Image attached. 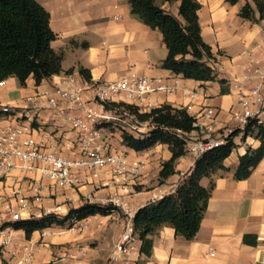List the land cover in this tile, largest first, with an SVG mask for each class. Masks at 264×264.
<instances>
[{
  "label": "crops",
  "instance_id": "1",
  "mask_svg": "<svg viewBox=\"0 0 264 264\" xmlns=\"http://www.w3.org/2000/svg\"><path fill=\"white\" fill-rule=\"evenodd\" d=\"M36 1L49 14V27L56 35L51 48L62 56V71L39 85H35L31 77L22 87L15 78H8L0 83V106L21 104L23 98L46 90L51 83L67 75V71L83 81L86 79L79 73L83 69L89 74L88 81L95 83L115 82L130 72L158 78L166 84L177 82L180 89L203 88L206 97L194 105L182 96L180 89L172 95H152L148 102L152 108L164 104L184 107L189 114L197 112L201 105L212 106L219 124L228 126L231 125L229 112L236 108L233 83L246 72L248 62L264 60V21L250 22L239 17L245 0L235 5L224 0H197L201 5L198 11L201 36L213 55V60L208 63L217 76L213 82L185 80L163 69L161 65L167 49L161 34L130 14L128 0ZM178 5V2L160 4L162 9L174 15H177ZM217 80L226 83L221 86ZM223 88L225 93L221 92ZM9 123L7 116L0 115V129ZM51 123L49 110L42 111L39 124L45 130L35 132L38 139L54 131ZM60 133L65 139L74 137L67 127ZM234 144L235 148L223 162L227 171H217L211 178L200 180L203 188H209L212 183L213 189L199 230L190 241L176 236L171 227L162 226L147 237L151 241L149 256L140 253L142 243L137 238L135 252L121 262H112L110 254L123 227V218L116 213L86 218L83 220L86 230L81 234L51 227L45 229L46 235L41 236L43 230L35 231L30 239L25 238L22 230H14L11 238L18 245H29L36 251L34 264H264V157L247 179L236 181L233 175L238 157L249 148L256 149L260 143L254 137L242 139L238 135ZM121 149L146 162L139 182L141 192L129 198L135 211L149 203L154 192L173 193L181 181V173H188L194 166L188 157L177 159L176 174L159 184L161 164L171 157L166 145H156L144 152H134L125 146ZM26 181L20 170H13L7 178L0 180V196L7 197L15 189L22 190L24 196L34 194L27 190ZM90 190L86 187L77 194L68 192L73 200L71 207H80L79 197ZM106 192L108 190L104 189L96 195ZM42 202L50 203L47 199ZM2 209L0 204V212ZM245 235L249 236L250 242L256 237L257 245L245 242ZM11 249L7 248L8 251ZM3 263L11 264L8 252L0 254V264Z\"/></svg>",
  "mask_w": 264,
  "mask_h": 264
},
{
  "label": "built area",
  "instance_id": "2",
  "mask_svg": "<svg viewBox=\"0 0 264 264\" xmlns=\"http://www.w3.org/2000/svg\"><path fill=\"white\" fill-rule=\"evenodd\" d=\"M245 69L246 72L233 83L236 108L229 112L231 125L221 126L212 106L201 105L194 114H189L183 107L193 117L195 130L190 133L177 130V134L185 142L183 157L190 158L193 164L213 148L231 139L234 141L233 132L238 131L242 136L249 127L264 126V60H251ZM179 89L177 82L166 84L161 79L130 72L118 81L103 83L79 81L75 75L67 74L46 90L23 98L17 106H0V112L10 122L0 129V180L7 178L13 170H20L27 180V190L34 192L24 196L22 190L15 189L7 197L0 196L3 206L0 254L8 252L11 264H34L36 251L29 245H18L11 238L14 229L5 224L48 216L64 219L71 209H76L71 207L73 200L68 192L77 194L86 187L91 190L79 197L81 206L112 207L111 213L123 216L122 232L110 260L121 262L135 252L138 236L133 219L136 211L129 198L141 192L136 188H140L146 162L126 151L114 149L107 130L109 125H115L114 121L120 115L131 120L130 124L123 121L125 125L120 126L121 131L132 135L136 132L134 137L143 138L153 125L150 121L139 122L128 107L137 109L140 114L149 112L157 108H152L148 102L150 96L172 95ZM180 90L192 105L206 97L203 88ZM146 108L149 110L145 111ZM46 109L50 112L51 130L54 131L38 139L35 132L45 130L39 124L40 113ZM65 127L74 133L72 139H65L60 133ZM185 174L181 173V180ZM104 189L108 192L96 195ZM43 191L46 194H42ZM166 195L169 194L154 192L150 202ZM44 199L50 203L43 204ZM83 220L71 217L62 226L52 224L45 229L59 227L63 231L81 233L86 229ZM45 229L41 236L47 234ZM8 247L12 249L8 251Z\"/></svg>",
  "mask_w": 264,
  "mask_h": 264
},
{
  "label": "trees",
  "instance_id": "3",
  "mask_svg": "<svg viewBox=\"0 0 264 264\" xmlns=\"http://www.w3.org/2000/svg\"><path fill=\"white\" fill-rule=\"evenodd\" d=\"M224 1L235 5L240 0ZM245 1L239 17L250 22L264 21V0ZM175 2L179 3L177 15L160 6ZM128 4L132 16L161 34L167 49V56L161 65L163 69L180 75L185 80L216 81L217 76L208 64L213 60L211 48L201 36L198 18L201 5L197 0H128ZM55 38L56 35L49 27V14L36 0H0V83L12 77L22 87L31 77L35 85H39L43 80L60 74L62 56L51 48V42ZM79 73L87 81L90 79L85 70L80 69ZM217 82L221 86L226 83L225 80ZM221 92L225 93L226 90L223 88ZM128 109L136 115L139 122L150 121L153 129L143 138H136L123 131L122 144L134 152H144L156 145H166L171 153L170 159L161 164L158 174V182L163 184L166 179L176 174V160L185 154V142L178 136L177 130L185 133L194 131V119L186 109L173 108L166 104L141 114L135 108ZM0 115L3 113L0 112ZM238 134L235 131L232 137H237ZM247 136L254 137L260 144L256 149H247L238 157V165L233 175L236 181L247 179L264 157V126L255 125L253 129L249 127L243 132L242 139ZM234 148L235 144L231 139L226 144L206 152L195 161L192 170L185 174L173 193L156 202H149L136 211L133 227L142 243L141 254L150 255L151 241L147 237L162 226L171 227L176 236L186 241L195 237L213 189L212 183L209 188H203L200 180L204 177L211 178L217 171H227L223 162ZM136 189L140 191L141 188ZM113 209L84 205L71 209L64 219L48 216L5 226L22 230L25 238L30 239L35 231L48 228L52 224L62 226L71 217L83 220L95 215L108 216ZM243 240L257 245L256 237L250 242L249 236L245 235Z\"/></svg>",
  "mask_w": 264,
  "mask_h": 264
},
{
  "label": "rangeland",
  "instance_id": "4",
  "mask_svg": "<svg viewBox=\"0 0 264 264\" xmlns=\"http://www.w3.org/2000/svg\"><path fill=\"white\" fill-rule=\"evenodd\" d=\"M123 121H125L126 124H130L131 123L130 122L131 121L130 119H128V118H126L124 116H120L119 115L118 116V120L117 121H114V124L115 125H112L113 128H112L111 125H109L110 128H109V130H107V133H108L107 134L108 135L107 137H109V142L111 143V146H114V147H116V149H119V150H122L121 147L124 146L122 144V139H121V133H122V131H121V128H120V126L125 125V123H123ZM131 135H132V133H131ZM133 135H136V132H134ZM118 215H119L120 218H123V216H122L121 213H119ZM100 225H101V222L98 223V226H100ZM85 230H83V231H85Z\"/></svg>",
  "mask_w": 264,
  "mask_h": 264
}]
</instances>
